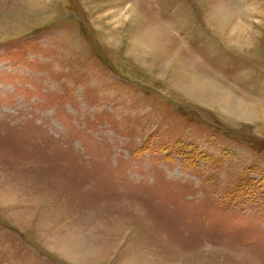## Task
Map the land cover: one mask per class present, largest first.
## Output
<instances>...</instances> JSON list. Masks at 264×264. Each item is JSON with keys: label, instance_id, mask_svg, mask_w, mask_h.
Wrapping results in <instances>:
<instances>
[{"label": "rangeland", "instance_id": "obj_1", "mask_svg": "<svg viewBox=\"0 0 264 264\" xmlns=\"http://www.w3.org/2000/svg\"><path fill=\"white\" fill-rule=\"evenodd\" d=\"M0 264H264V0H0Z\"/></svg>", "mask_w": 264, "mask_h": 264}, {"label": "bare ground", "instance_id": "obj_2", "mask_svg": "<svg viewBox=\"0 0 264 264\" xmlns=\"http://www.w3.org/2000/svg\"><path fill=\"white\" fill-rule=\"evenodd\" d=\"M172 54L168 53V56H170ZM178 60V59H177ZM173 71V70H170ZM179 75L177 77H183L180 73H178ZM196 84L193 83L192 86L194 87ZM198 91L200 92V94H205L207 96H209L211 99H213L214 101H218L221 100V95H219V93H217V95H215L213 92H205L201 87L198 89ZM220 93L222 94V92L220 91ZM223 95V94H222ZM225 101V100H224ZM227 102V101H225Z\"/></svg>", "mask_w": 264, "mask_h": 264}]
</instances>
